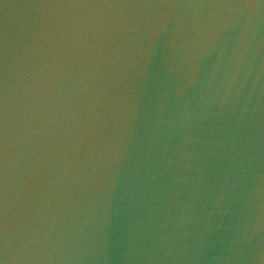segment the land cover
I'll use <instances>...</instances> for the list:
<instances>
[{
    "label": "water",
    "instance_id": "water-1",
    "mask_svg": "<svg viewBox=\"0 0 264 264\" xmlns=\"http://www.w3.org/2000/svg\"><path fill=\"white\" fill-rule=\"evenodd\" d=\"M0 264H264V0H0Z\"/></svg>",
    "mask_w": 264,
    "mask_h": 264
}]
</instances>
